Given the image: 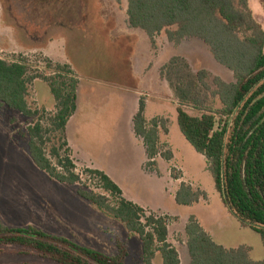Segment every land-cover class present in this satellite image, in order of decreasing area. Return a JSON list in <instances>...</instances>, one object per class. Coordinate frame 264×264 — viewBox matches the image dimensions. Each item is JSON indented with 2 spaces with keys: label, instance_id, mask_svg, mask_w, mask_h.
<instances>
[{
  "label": "rangeland",
  "instance_id": "rangeland-1",
  "mask_svg": "<svg viewBox=\"0 0 264 264\" xmlns=\"http://www.w3.org/2000/svg\"><path fill=\"white\" fill-rule=\"evenodd\" d=\"M248 4L264 31L261 0H248ZM126 6L125 1L116 0H0V59L24 57L32 73L46 75L50 73L45 71V58L70 65L79 80L78 111L71 122L79 131L69 145L76 172L83 175L89 190L103 193L83 174L86 168L100 170L125 199L149 213L177 218L168 224V241L177 249L180 264H190L183 234L190 216L215 243L225 248L248 246L250 259L264 260L259 234L242 227L229 214L204 157L181 134L177 100L160 77L161 67L177 56L194 73L203 69L226 82L233 81L232 73L198 39L174 45L162 33L153 45L145 32L128 26ZM28 89L32 109L54 112L55 102L45 82L35 80ZM142 97L147 121L156 117L167 120L168 133L160 132L159 144L173 157L170 161L157 157L156 173L143 169V144L131 130ZM185 110L198 114L191 108ZM30 122L18 112L0 107L1 221L11 228L34 226L109 256L116 253L114 240L119 239L128 246L126 264H141L137 235H130L121 222L81 199L77 195L81 185L61 184L36 168L24 135ZM175 175L179 180L172 178ZM181 182L204 191L207 199L191 206L177 205L174 196ZM23 263L50 264L17 247H5L0 253V264ZM153 264H161L158 254Z\"/></svg>",
  "mask_w": 264,
  "mask_h": 264
},
{
  "label": "trees",
  "instance_id": "trees-1",
  "mask_svg": "<svg viewBox=\"0 0 264 264\" xmlns=\"http://www.w3.org/2000/svg\"><path fill=\"white\" fill-rule=\"evenodd\" d=\"M116 1L126 2L128 26L145 32L153 45L162 33L174 45L198 39L214 60L232 73V82L203 69L194 73L178 56L160 69V77L177 100L181 134L204 157L229 214L242 227L258 233L264 247V31L252 16L248 0ZM261 3L264 8V0ZM44 62L48 75L32 73L24 57L0 59V107L31 120L24 135L33 164L56 182L81 185L83 188L77 190L81 199L121 222L130 235H137L141 264H153L157 254L161 264H180L176 248L168 241V224L177 218L149 213L125 199L121 189L100 170L86 168L83 174L103 193L89 190L83 175L76 172L66 126L77 109L79 80L70 65L47 58ZM38 79L49 87L55 102L53 113L32 109L28 103V88ZM185 108L198 114L190 115ZM145 109L142 97L132 119V131L143 144V169L156 173L157 157L166 161L173 157L159 144L160 132L168 133L167 120L156 117L147 121ZM172 178L179 180L176 175ZM201 199H207L206 193L184 182L174 196L181 206ZM183 234L190 264H264V260L250 259L248 246L225 248L215 243L194 216L189 217ZM114 243L116 253L109 256L34 226L8 227L0 219V253L5 247H17L50 264H126L127 244L119 239Z\"/></svg>",
  "mask_w": 264,
  "mask_h": 264
},
{
  "label": "crops",
  "instance_id": "crops-1",
  "mask_svg": "<svg viewBox=\"0 0 264 264\" xmlns=\"http://www.w3.org/2000/svg\"><path fill=\"white\" fill-rule=\"evenodd\" d=\"M161 80V79H160ZM77 111H78V103H77V109H76V112H75V114L73 115V117L71 118V119H69V121H68V123H67V127H66V134H67V140H68V143H69V145H70V140L72 139V138H74L75 136H77V131H79L78 129H76V127H75V123L72 125V120L74 119V117L76 116V114H77ZM137 112V111H136ZM135 112V113H136ZM135 115V114H134ZM133 115V116H134ZM132 119H133V117H132ZM132 119H131V130H132ZM72 125V126H71ZM132 133H133V131H132ZM145 152V151H144ZM205 230V229H204ZM177 250V249H176Z\"/></svg>",
  "mask_w": 264,
  "mask_h": 264
}]
</instances>
